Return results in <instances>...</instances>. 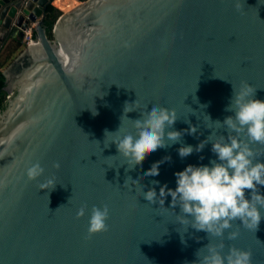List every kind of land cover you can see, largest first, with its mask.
Returning a JSON list of instances; mask_svg holds the SVG:
<instances>
[{"label":"water","instance_id":"water-1","mask_svg":"<svg viewBox=\"0 0 264 264\" xmlns=\"http://www.w3.org/2000/svg\"><path fill=\"white\" fill-rule=\"evenodd\" d=\"M51 1L0 0L2 38L22 41L33 24V40L0 69V264H193L207 234L181 226L179 208L159 191L174 190L175 173L188 165L216 159L211 144L183 159L179 143L158 149L128 171L115 145L105 148L115 139L105 131L135 134L131 120L156 105L175 110L169 130L198 126L183 144L226 136L214 122L233 115L225 110L233 88L246 82L264 101V0L77 1L49 39ZM126 104L132 112L124 114ZM251 148L264 162V145ZM37 162L44 175L29 181L26 169ZM157 163L159 175L145 177ZM49 178L55 187L41 190ZM151 188L162 203L143 199ZM104 205L108 231L89 237L91 210ZM230 231L239 237L225 233V253L234 246L264 264V220L256 232L239 221Z\"/></svg>","mask_w":264,"mask_h":264},{"label":"clouds","instance_id":"clouds-1","mask_svg":"<svg viewBox=\"0 0 264 264\" xmlns=\"http://www.w3.org/2000/svg\"><path fill=\"white\" fill-rule=\"evenodd\" d=\"M235 7L239 10V3ZM255 93L256 89L246 82H242L239 90L233 88L230 104L225 109L233 115L227 116L223 122H214L222 126L227 135H218L213 140L212 132L195 147L183 144L182 138L184 135L196 136L198 126L184 121L189 123L188 129L169 130L174 128L178 120L175 110L156 105L150 112H142L140 119L131 120L135 134L129 132L119 135L121 126L114 133L105 131V139L109 135L115 137L105 148L114 144L116 156L132 165L131 168L127 167L128 171L142 165L146 157L158 149L179 143L181 146L177 151L183 159L194 152H202L207 144H211V152L216 159L210 160L209 165H188L183 171L175 173L174 190L167 189L165 185L159 191L160 196L166 191L167 196L171 197L170 208L174 212L179 208V214L175 212V215L181 226L207 234L209 243L197 250L193 264H252L250 251L233 246L225 253L223 240L226 232L227 240L238 239L239 231H230L234 222L239 221L243 227L256 232L261 220H264V194L261 193L264 188V162L257 158L251 148L252 144L264 145V101L256 99ZM128 105L124 107V114L126 111L132 112L127 110ZM165 160H170V157H165ZM53 167L59 169V162ZM158 169L159 163L153 165L145 177L159 175ZM44 171L37 162L26 169V176L29 181H35L44 175ZM39 187L41 190L54 188V178L46 179ZM157 195L155 188L146 192L143 190V199L150 204L162 203L158 202ZM85 214L86 205L78 209L77 219L83 218ZM108 219L107 205L102 208L94 206L88 220V236L108 231ZM209 237L219 238L221 243L212 244Z\"/></svg>","mask_w":264,"mask_h":264},{"label":"crops","instance_id":"crops-1","mask_svg":"<svg viewBox=\"0 0 264 264\" xmlns=\"http://www.w3.org/2000/svg\"><path fill=\"white\" fill-rule=\"evenodd\" d=\"M78 0H52L50 4L57 8L59 11L63 12L68 10L72 5L76 4ZM22 41L17 38H2L0 35V64L4 68L9 61L19 52L23 47ZM0 68V69H2Z\"/></svg>","mask_w":264,"mask_h":264},{"label":"trees","instance_id":"trees-1","mask_svg":"<svg viewBox=\"0 0 264 264\" xmlns=\"http://www.w3.org/2000/svg\"><path fill=\"white\" fill-rule=\"evenodd\" d=\"M78 1H84V0H78ZM61 13H62L61 11L53 7L50 3H48L44 8L43 26L45 27L46 35L49 39H52V34H51L52 27L55 24L57 18L61 15ZM2 67L3 65L0 64V68ZM3 86H4V78L0 73V110L4 108L7 99L6 93L2 91Z\"/></svg>","mask_w":264,"mask_h":264},{"label":"built area","instance_id":"built-area-1","mask_svg":"<svg viewBox=\"0 0 264 264\" xmlns=\"http://www.w3.org/2000/svg\"><path fill=\"white\" fill-rule=\"evenodd\" d=\"M33 40V24L29 25L25 30H23V45L29 44Z\"/></svg>","mask_w":264,"mask_h":264},{"label":"rangeland","instance_id":"rangeland-1","mask_svg":"<svg viewBox=\"0 0 264 264\" xmlns=\"http://www.w3.org/2000/svg\"><path fill=\"white\" fill-rule=\"evenodd\" d=\"M74 5H75V4H74ZM74 5H72L71 7H73ZM71 7H70V8H71ZM70 8H69V9H70Z\"/></svg>","mask_w":264,"mask_h":264}]
</instances>
